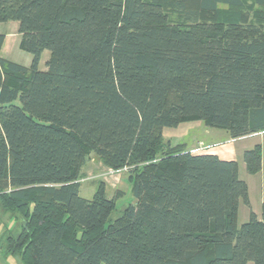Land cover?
I'll return each mask as SVG.
<instances>
[{"label": "trees", "instance_id": "16d2710c", "mask_svg": "<svg viewBox=\"0 0 264 264\" xmlns=\"http://www.w3.org/2000/svg\"><path fill=\"white\" fill-rule=\"evenodd\" d=\"M9 21L33 59L2 58L0 34V208L20 223L1 237L6 255L264 264V203L259 219L238 162L163 135L193 122L232 139L264 133V0H0ZM263 153L244 152L248 174L264 172ZM92 155L128 171L135 202L114 221L123 194L80 195ZM241 203L250 215L238 227Z\"/></svg>", "mask_w": 264, "mask_h": 264}, {"label": "rangeland", "instance_id": "374dc122", "mask_svg": "<svg viewBox=\"0 0 264 264\" xmlns=\"http://www.w3.org/2000/svg\"><path fill=\"white\" fill-rule=\"evenodd\" d=\"M18 30L19 24L16 21L0 23V34L5 35V42L1 50V57L13 63L30 66L33 56L20 49L21 35ZM49 58L50 52L45 51L40 60V67L42 69H46V63ZM163 131L165 140L168 141L171 146H180L182 150L189 151L193 154L212 152L213 149H216V146L220 145L219 143L222 140L224 141V139L227 138L226 131L208 128L202 122L185 123L176 128H164ZM254 143L264 144V133L248 139H242L235 145L239 146L246 144L250 147L254 145ZM110 170L111 169L103 165L100 159H98L95 155H92L86 166L83 168L82 178L80 180V195L84 199L91 200L100 185L105 187L106 193L109 197H114L116 194H123L116 201V209L110 217V220L114 221L120 217L122 211L128 205L134 204L135 198L131 193L128 171L126 170L116 174H109ZM240 173L241 179L248 181L249 174L247 171H242ZM260 178L261 175L256 176L253 179L255 184L254 188L256 189L253 191L252 199L255 203L258 201L255 193L257 194V191L259 190ZM3 213L4 212L0 208V246L3 248L0 249V255L3 254L4 258L9 257L7 259L8 263L14 264V258L5 254L6 251L4 250L6 248L3 244L4 240L1 237L7 232L17 234L19 232V222L16 221L14 217H9L7 215L5 217ZM247 213L248 208L241 203L240 213L238 215V227H241L248 221Z\"/></svg>", "mask_w": 264, "mask_h": 264}, {"label": "crops", "instance_id": "0c3cea01", "mask_svg": "<svg viewBox=\"0 0 264 264\" xmlns=\"http://www.w3.org/2000/svg\"><path fill=\"white\" fill-rule=\"evenodd\" d=\"M25 67H29V66H25ZM39 68L41 70H45V69H42L40 66H39ZM226 135H227L226 136L227 138H225L224 141L222 140L219 143L220 145L216 146V149H213L212 152H208V154L217 155L222 160L238 162L239 176H240V174H241L240 172L246 171V166H245L244 161H243L244 152L247 150H250L251 148H253L257 144L262 145L263 152H264V144L263 143H254V145H252L250 147L246 144H242V145L237 146L235 144L237 142L241 141L242 139H248V138H251V137H254L257 135L243 137L240 139H232L228 134H226ZM214 145H216V144H214ZM82 173H83V171H82ZM259 175H261V178L259 179V186L260 187H259V190L257 191V194L255 193V196L258 200L255 203V201H253V199H252L253 191H254V189H256V188H254L255 184H254L253 179ZM243 181L248 186L251 209L257 215V217L259 219H262V205L264 203V175H263V171L257 175H250L249 174L248 181L247 180H243ZM240 208H241V205H240ZM240 208H239V213H240ZM249 215H250V209L248 208V213H247L248 218H249ZM8 258H4L3 254H1L0 255V264H9L8 260H7ZM14 260H15L14 264H19L17 259L14 258Z\"/></svg>", "mask_w": 264, "mask_h": 264}, {"label": "built area", "instance_id": "2783aa9c", "mask_svg": "<svg viewBox=\"0 0 264 264\" xmlns=\"http://www.w3.org/2000/svg\"><path fill=\"white\" fill-rule=\"evenodd\" d=\"M260 134H263V133H260ZM260 134H256V135H260ZM123 171H126V170H122V171H114V170H110L109 171V174H116V173H120V172H123Z\"/></svg>", "mask_w": 264, "mask_h": 264}, {"label": "bare ground", "instance_id": "6f19581e", "mask_svg": "<svg viewBox=\"0 0 264 264\" xmlns=\"http://www.w3.org/2000/svg\"><path fill=\"white\" fill-rule=\"evenodd\" d=\"M111 177V176H110ZM109 181V180H108ZM111 183V182H110ZM111 190V189H110Z\"/></svg>", "mask_w": 264, "mask_h": 264}]
</instances>
